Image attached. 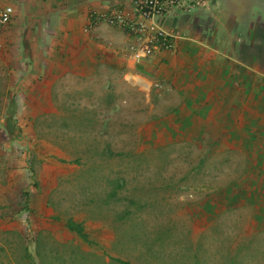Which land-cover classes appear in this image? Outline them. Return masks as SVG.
<instances>
[{
	"label": "rangeland",
	"instance_id": "obj_1",
	"mask_svg": "<svg viewBox=\"0 0 264 264\" xmlns=\"http://www.w3.org/2000/svg\"><path fill=\"white\" fill-rule=\"evenodd\" d=\"M163 25L253 35L264 72V0H212ZM15 69L0 63V264H264V206L233 190L253 168L243 140L167 128L175 97L145 95L138 78L49 88Z\"/></svg>",
	"mask_w": 264,
	"mask_h": 264
},
{
	"label": "crops",
	"instance_id": "obj_2",
	"mask_svg": "<svg viewBox=\"0 0 264 264\" xmlns=\"http://www.w3.org/2000/svg\"><path fill=\"white\" fill-rule=\"evenodd\" d=\"M13 2V21L1 36L6 50L0 63L16 68L15 76L41 85L54 76H125L138 78L145 95L154 89L158 97H175V106L168 108L178 115L167 128L223 129L228 141L240 138L247 144L253 168L233 190L245 191L263 209L259 144L264 146V129L259 125L264 120V72L259 71L253 35L242 43L232 34L226 41L192 37L137 63L127 55L131 40L123 31L104 21L94 23L114 10L132 17L134 0H0Z\"/></svg>",
	"mask_w": 264,
	"mask_h": 264
},
{
	"label": "built area",
	"instance_id": "obj_3",
	"mask_svg": "<svg viewBox=\"0 0 264 264\" xmlns=\"http://www.w3.org/2000/svg\"><path fill=\"white\" fill-rule=\"evenodd\" d=\"M211 1L134 0L132 17L114 10L109 15L98 16L94 23L104 21L123 31L131 40L127 55L138 63L158 52L172 51L178 41L188 39L183 31L177 28L168 29L163 24L179 13L189 14L202 9ZM13 18V6L0 3V55L5 50L2 33L12 23Z\"/></svg>",
	"mask_w": 264,
	"mask_h": 264
}]
</instances>
